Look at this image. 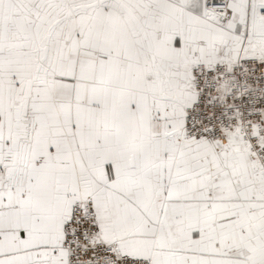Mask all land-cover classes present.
I'll list each match as a JSON object with an SVG mask.
<instances>
[{"label": "snow or ice", "instance_id": "obj_1", "mask_svg": "<svg viewBox=\"0 0 264 264\" xmlns=\"http://www.w3.org/2000/svg\"><path fill=\"white\" fill-rule=\"evenodd\" d=\"M0 264H264V0H0Z\"/></svg>", "mask_w": 264, "mask_h": 264}]
</instances>
